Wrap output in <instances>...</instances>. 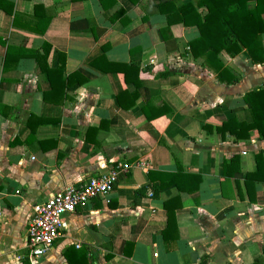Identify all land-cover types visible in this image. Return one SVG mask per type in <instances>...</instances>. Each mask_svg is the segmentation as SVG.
I'll list each match as a JSON object with an SVG mask.
<instances>
[{
	"label": "crops",
	"instance_id": "0c3cea01",
	"mask_svg": "<svg viewBox=\"0 0 264 264\" xmlns=\"http://www.w3.org/2000/svg\"><path fill=\"white\" fill-rule=\"evenodd\" d=\"M165 2L0 0V264H264V137L246 102L264 65L242 46L195 56L199 29L160 9H206ZM121 163L110 196L65 215L30 263L33 206Z\"/></svg>",
	"mask_w": 264,
	"mask_h": 264
},
{
	"label": "trees",
	"instance_id": "16d2710c",
	"mask_svg": "<svg viewBox=\"0 0 264 264\" xmlns=\"http://www.w3.org/2000/svg\"><path fill=\"white\" fill-rule=\"evenodd\" d=\"M100 1L104 4L105 0ZM249 1H255L256 8L248 9ZM165 3H168L167 0ZM196 3L199 8L206 9L205 16H201L192 4L180 7L165 4V7L162 6V8H166V10L160 9L167 15L169 27L193 25L199 29L200 37L190 44L195 56L202 54L203 51L213 57L223 51L230 56H236L241 53L242 46L248 52L253 63L264 65L261 39L264 33V0H196ZM188 17L192 20H189ZM162 34L169 45L165 31H162ZM199 47H203L201 52H197ZM223 73H228V71L223 69ZM246 102L254 114L252 128L256 127L264 137V127H262L264 126V90L248 94ZM257 160L261 165L262 161L264 162V156H257ZM159 190L160 188L153 189L152 196L157 197ZM172 219H174L173 216L169 215V224ZM201 264H205V261L202 260Z\"/></svg>",
	"mask_w": 264,
	"mask_h": 264
},
{
	"label": "built area",
	"instance_id": "2783aa9c",
	"mask_svg": "<svg viewBox=\"0 0 264 264\" xmlns=\"http://www.w3.org/2000/svg\"><path fill=\"white\" fill-rule=\"evenodd\" d=\"M131 168L127 163L118 164L106 173L70 185L45 202L34 205L26 239L29 262L43 258L52 250L64 229L65 215L77 212L94 200L107 199L117 182L119 170L129 172Z\"/></svg>",
	"mask_w": 264,
	"mask_h": 264
}]
</instances>
